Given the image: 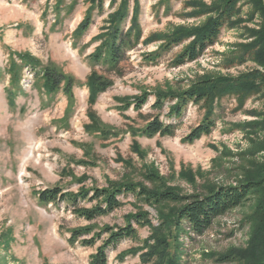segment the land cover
<instances>
[{"label":"rangeland","instance_id":"obj_1","mask_svg":"<svg viewBox=\"0 0 264 264\" xmlns=\"http://www.w3.org/2000/svg\"><path fill=\"white\" fill-rule=\"evenodd\" d=\"M97 3L0 0V264H90L100 240L94 247L82 245L81 240L71 242V230L125 226L131 215L143 211L152 225H135L136 237L110 249L108 260L109 264H154L159 229L154 231L153 226H161L160 214L171 216L181 205L153 206L129 194L119 209L88 222L65 202L41 203L38 194L48 187L76 192L83 184L135 182L191 195L264 175L261 76L249 78L240 98L232 94L221 99L214 108V130L192 144L183 138L203 120L201 106L190 103L180 119L168 117L166 107L161 119L176 122V133L154 137L142 130L156 113L151 108L155 97L141 111L133 104L126 106L143 92H179L206 78L264 73V58L251 45L253 30L263 24L254 5L238 0L235 15L217 42L197 60L177 66L176 56L193 36L170 51L162 49L165 39L179 30L202 27L223 0H128L123 26L127 30L135 23L142 37L121 63L118 75L95 63L91 55L105 40L110 15L122 0ZM88 16V28L76 32ZM158 51L154 61L149 59ZM20 54L34 59V70ZM11 60L17 65L14 72L20 73L16 83ZM45 68L71 77V89L65 81L55 90L47 88L42 77ZM93 71L111 78L113 84L90 105L87 78ZM262 198L264 185L200 236L185 228L161 229L169 253L176 255L178 264H246ZM227 253L237 260L220 262Z\"/></svg>","mask_w":264,"mask_h":264},{"label":"trees","instance_id":"obj_2","mask_svg":"<svg viewBox=\"0 0 264 264\" xmlns=\"http://www.w3.org/2000/svg\"><path fill=\"white\" fill-rule=\"evenodd\" d=\"M97 1L98 5H102L103 0ZM116 1L112 0V3ZM249 1L263 19L261 29L253 30L252 36L255 39L251 43L257 49L255 51L261 59V56L264 58L262 55L264 53V0ZM237 2L238 0H223V6L202 27L190 31L179 30L175 32L165 39L162 49L170 51L174 46L180 45L185 39L193 36L190 43L176 56L175 65L181 66L197 60L217 42L222 28L231 22L236 12ZM128 15V0H122L119 9L110 15V27L105 40L91 55L95 63L106 65L118 75L120 74L121 63L126 60L129 51L140 44L142 37L141 31L135 23L127 30L124 28L123 24ZM88 26L89 16L79 25L76 32H83ZM250 49L252 48L250 47ZM159 55L160 52L158 51L156 54L148 56L154 61ZM18 56L25 65H30L32 70L35 69L36 62L29 55L20 54ZM11 63L12 81L16 83L20 73L17 70L14 72L17 66L15 61L11 60ZM253 76L264 78V73L260 71L247 73L237 79L230 77L206 78L179 92H143L136 96L132 103L127 102L126 106L130 107L133 104L136 111H141L150 97H155L151 108L156 113L150 117L151 119L142 130V133L148 137L175 135L178 124L165 122L161 119V113L166 107L168 108V117L180 119L183 111L190 103L201 106L205 109L203 120L183 138L184 142L192 144L203 136L211 134L214 130V108L219 104V101L232 94L240 98L247 81L250 77L253 79ZM42 77H44L47 88L51 90H55L62 81H65L69 91L74 83L71 77L51 68L43 69ZM112 84L111 78L93 71L87 78V86L90 89V105L95 103L98 94L105 92ZM79 182L82 184L84 178H80ZM263 185V174L258 175L257 178H248L236 185L218 186L206 194L191 195H182L174 189H153L135 182L109 183L107 186L92 185L91 187L83 184L76 192H65L59 186L48 187L39 192L38 198L44 204L65 202L75 215L88 222L107 216L119 209L123 205V197L129 194L137 196L153 206H160L166 202L181 204L171 216L160 214L161 226L158 228L153 226L154 231L159 229L154 237L157 242L155 255L158 256V261L154 264H178L176 255L169 253V241L160 232L161 229L170 232L173 228L176 230H184L185 228L189 230L190 234L200 236L212 226L218 217L242 205ZM256 219L257 228L245 257L248 258L246 264H264V198L258 203ZM135 225H152L146 211L131 215L129 222L121 227L104 226L96 232L92 225L72 229L70 240L71 242L81 240L82 245L88 247H94L100 240L101 244L90 256V264H109L108 251L115 249L125 239L135 238L137 235ZM235 260H237V256L233 253L224 254L219 258L220 262H233Z\"/></svg>","mask_w":264,"mask_h":264}]
</instances>
